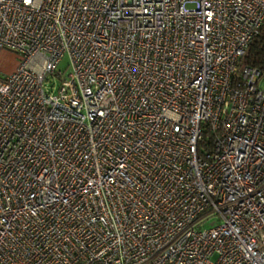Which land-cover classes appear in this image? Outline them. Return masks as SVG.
<instances>
[{
	"label": "built area",
	"instance_id": "obj_1",
	"mask_svg": "<svg viewBox=\"0 0 264 264\" xmlns=\"http://www.w3.org/2000/svg\"><path fill=\"white\" fill-rule=\"evenodd\" d=\"M263 22L264 0H0V264H264V73L239 67Z\"/></svg>",
	"mask_w": 264,
	"mask_h": 264
},
{
	"label": "trees",
	"instance_id": "obj_2",
	"mask_svg": "<svg viewBox=\"0 0 264 264\" xmlns=\"http://www.w3.org/2000/svg\"><path fill=\"white\" fill-rule=\"evenodd\" d=\"M246 66L256 68L264 73V22L259 35L251 42L245 55L241 58L239 67L242 69ZM210 139L211 135L206 132L203 141L199 145L200 154L212 148Z\"/></svg>",
	"mask_w": 264,
	"mask_h": 264
},
{
	"label": "rangeland",
	"instance_id": "obj_3",
	"mask_svg": "<svg viewBox=\"0 0 264 264\" xmlns=\"http://www.w3.org/2000/svg\"><path fill=\"white\" fill-rule=\"evenodd\" d=\"M21 60L20 53L16 51H12L10 49L4 48L0 52V81L4 80L5 77L12 75ZM60 69L63 72H67L70 70L69 68V58L66 56L61 64ZM217 221H212L206 225V228H211L213 224H216Z\"/></svg>",
	"mask_w": 264,
	"mask_h": 264
}]
</instances>
